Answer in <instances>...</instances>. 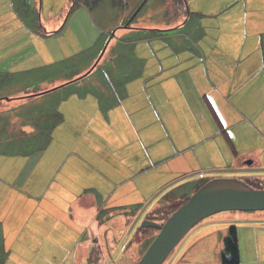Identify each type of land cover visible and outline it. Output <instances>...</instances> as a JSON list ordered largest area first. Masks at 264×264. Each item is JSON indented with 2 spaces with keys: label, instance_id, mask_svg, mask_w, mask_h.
<instances>
[{
  "label": "crops",
  "instance_id": "1",
  "mask_svg": "<svg viewBox=\"0 0 264 264\" xmlns=\"http://www.w3.org/2000/svg\"><path fill=\"white\" fill-rule=\"evenodd\" d=\"M14 1L26 7L27 0H1L0 18L13 17ZM33 1L42 6L43 0ZM118 1L111 0L112 5L125 10L127 4ZM185 2L183 18L167 17L165 4L167 26L150 29L164 33L152 35L154 49L133 50L136 60L148 56L136 79L140 83L107 81L117 88L115 102L107 92L100 99L62 100L60 126L51 132L59 135L55 153L46 144L0 167V226L7 237L15 233L11 246L26 234L37 235L43 248L60 249L55 259L63 258L57 264H108L111 259V264H133L153 236L137 237L128 250L146 216L167 200H185L182 191L171 197L173 183L237 174L264 180V173L250 175L236 166L241 156L237 138L244 147L252 145L253 132L264 140V0ZM193 23L200 29L194 31ZM179 27L184 31L172 32ZM157 37L164 38L165 46ZM100 104L106 110L102 119L114 116L122 131L116 141L102 135L94 142L97 128L90 109L100 111ZM78 120L86 134L79 147ZM231 214L192 228L165 264H221L231 227L236 228L240 264H264V213ZM9 216L14 218L7 223Z\"/></svg>",
  "mask_w": 264,
  "mask_h": 264
},
{
  "label": "rangeland",
  "instance_id": "2",
  "mask_svg": "<svg viewBox=\"0 0 264 264\" xmlns=\"http://www.w3.org/2000/svg\"><path fill=\"white\" fill-rule=\"evenodd\" d=\"M93 1L43 0L40 6L39 2L27 0L26 7L14 1L13 17L0 18V167L11 162L10 157L18 161L41 150L46 144H49L52 153L56 150L54 140L59 135L53 136L51 132L60 126L62 100L100 99L107 92L109 100L115 102L117 88L106 84L107 81L131 82L143 75L148 56H145V61H140L133 54L138 47L148 53L150 48H155L156 41L152 38L164 35L163 32H151L150 29H163L167 26L164 18L165 3L162 0H119L118 5L127 4L124 10L114 7L111 0H99L95 3L97 5L92 4ZM62 26L59 33H45L56 32ZM192 28L195 31L200 26L193 23ZM144 29L150 32H143ZM182 31L179 27L172 32ZM163 39L157 40L161 46H165ZM175 45L181 47V41L176 40ZM117 56L119 59H116ZM102 108L100 104V111L90 109L95 113L93 124L97 128L93 133L94 142L102 135L116 141L117 131H122L118 130L114 116L110 117L109 114L107 121L102 119L106 113ZM113 109L116 111V108ZM260 115L264 116V112ZM79 123L83 122L77 121L78 147L86 140V134ZM235 130L238 132L239 128ZM253 133L250 137L251 146H242L238 136L232 138H237L241 145L238 147L241 156L236 166L247 170L250 175L259 176L264 173V140L261 141ZM193 177H185L173 183L171 197L178 196L182 191L185 192L186 202L194 189L206 183H192ZM234 178L250 184L251 188L264 189V183L260 184L262 187L257 183L251 184L244 175L237 174ZM231 213L238 212H224L215 216L235 215ZM13 218L9 216L7 223ZM1 229L2 225L0 264H57L63 258L55 259L59 254L55 252L60 249L43 248V238L37 235L31 237L26 234L11 246L15 233H9L7 237L8 233ZM152 232L156 233L154 230ZM112 261L115 262L111 259L108 264Z\"/></svg>",
  "mask_w": 264,
  "mask_h": 264
},
{
  "label": "water",
  "instance_id": "3",
  "mask_svg": "<svg viewBox=\"0 0 264 264\" xmlns=\"http://www.w3.org/2000/svg\"><path fill=\"white\" fill-rule=\"evenodd\" d=\"M224 212H264V189L251 188L235 178L206 182L164 223H141V228L157 229L158 233L136 264H164L192 228Z\"/></svg>",
  "mask_w": 264,
  "mask_h": 264
},
{
  "label": "trees",
  "instance_id": "4",
  "mask_svg": "<svg viewBox=\"0 0 264 264\" xmlns=\"http://www.w3.org/2000/svg\"><path fill=\"white\" fill-rule=\"evenodd\" d=\"M163 1L166 4V16L167 17L183 18L187 15L188 12H187V8H186L185 0H163ZM115 4H117V2H115ZM124 7L126 8L125 4H124ZM209 108L211 110V113L213 115L214 120L220 126L217 116L215 115V113L213 112L211 107H209ZM250 183L251 184L257 183V184H259L260 187H262L260 184L264 183V180L252 179V180H250ZM247 185L250 186V184H247ZM199 188H200V186H199ZM198 189H195L194 192L197 191ZM185 200H181L179 204H178V202L171 203L170 200H167L164 206L157 207L151 213H149L146 216L145 220L152 221L156 224H162L166 221V219L180 205H182L185 202ZM152 230H154L156 233H153ZM157 233H158L157 229L141 228L140 227L138 229V234L135 235L133 240L130 242L128 250L130 247L136 246L137 237H144L146 235L149 236V235L154 234L153 236H151V238L148 242H145V247H144V252H145L146 249L148 248V246L150 245V243L152 242V240L154 239V237L157 235ZM139 239H141V238H139ZM136 263L137 262H135L133 264H136ZM221 264H240L237 235H236V228L235 227L229 228L228 234L223 240V249L221 252Z\"/></svg>",
  "mask_w": 264,
  "mask_h": 264
}]
</instances>
